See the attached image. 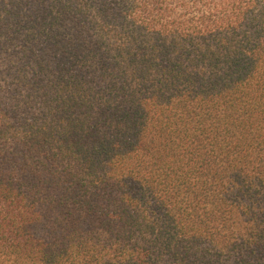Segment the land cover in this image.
<instances>
[{"label": "trees", "instance_id": "obj_1", "mask_svg": "<svg viewBox=\"0 0 264 264\" xmlns=\"http://www.w3.org/2000/svg\"><path fill=\"white\" fill-rule=\"evenodd\" d=\"M0 264H264V0H0Z\"/></svg>", "mask_w": 264, "mask_h": 264}]
</instances>
